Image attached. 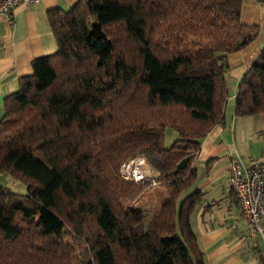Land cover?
I'll list each match as a JSON object with an SVG mask.
<instances>
[{"label": "trees", "instance_id": "trees-1", "mask_svg": "<svg viewBox=\"0 0 264 264\" xmlns=\"http://www.w3.org/2000/svg\"><path fill=\"white\" fill-rule=\"evenodd\" d=\"M242 1L78 0L48 12L57 51L3 102L0 175L27 192L0 185V264H205L190 191L200 143L223 121L226 57L259 35L241 23ZM256 115L264 48L235 97L234 117ZM137 157L152 175L123 180Z\"/></svg>", "mask_w": 264, "mask_h": 264}, {"label": "crops", "instance_id": "crops-1", "mask_svg": "<svg viewBox=\"0 0 264 264\" xmlns=\"http://www.w3.org/2000/svg\"><path fill=\"white\" fill-rule=\"evenodd\" d=\"M78 0H38L19 5L11 17H0V119L4 100L19 89L21 78L32 74V62L57 51L48 20L51 10L69 11ZM240 21L257 26L259 35L241 51L226 57L229 96L223 121L201 141L194 167L201 202L190 217L205 264H264V244L248 235L228 182L232 159L246 166L264 160V115L234 117L235 97L244 73L264 48V0H243ZM7 175L0 185L9 188Z\"/></svg>", "mask_w": 264, "mask_h": 264}, {"label": "built area", "instance_id": "built-area-1", "mask_svg": "<svg viewBox=\"0 0 264 264\" xmlns=\"http://www.w3.org/2000/svg\"><path fill=\"white\" fill-rule=\"evenodd\" d=\"M38 0H0V17L9 18L19 5H32ZM120 177L135 183L152 175L145 160L137 157L121 164ZM228 182L236 199L248 235L264 244V160H255L246 166L239 158L231 160Z\"/></svg>", "mask_w": 264, "mask_h": 264}, {"label": "rangeland", "instance_id": "rangeland-1", "mask_svg": "<svg viewBox=\"0 0 264 264\" xmlns=\"http://www.w3.org/2000/svg\"><path fill=\"white\" fill-rule=\"evenodd\" d=\"M177 138V134L170 130V129H167L166 132H165V146L168 147L170 146L174 140H176ZM8 176V175H7ZM8 178L10 179L9 181V188L11 191H14L15 193L17 194H20V195H25L26 194V187L23 183L19 182V181H16V180H13L11 179L9 176ZM188 193H184L182 196H181V199L184 198Z\"/></svg>", "mask_w": 264, "mask_h": 264}]
</instances>
